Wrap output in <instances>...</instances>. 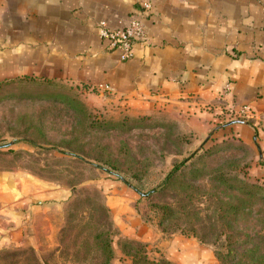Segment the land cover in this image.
Returning a JSON list of instances; mask_svg holds the SVG:
<instances>
[{"label":"crops","instance_id":"0c3cea01","mask_svg":"<svg viewBox=\"0 0 264 264\" xmlns=\"http://www.w3.org/2000/svg\"><path fill=\"white\" fill-rule=\"evenodd\" d=\"M131 16L145 23L148 40L123 61L98 27H121ZM25 80L77 93L62 101L80 105L85 122L99 113L101 129L127 118L171 119L201 136L222 112L228 119L249 106L244 118L228 119L227 131L254 153L250 172L264 181V0H0V86ZM99 84L112 92L94 90ZM103 176L94 183L105 186L120 236L175 264H220L196 237L165 235L145 222L133 183ZM40 185L27 187L21 169L0 171V249L28 243L43 203L70 195L67 188L41 193Z\"/></svg>","mask_w":264,"mask_h":264},{"label":"rangeland","instance_id":"374dc122","mask_svg":"<svg viewBox=\"0 0 264 264\" xmlns=\"http://www.w3.org/2000/svg\"><path fill=\"white\" fill-rule=\"evenodd\" d=\"M77 97L50 83L0 86V171L21 169L27 187L41 182V193L55 188L70 192L65 201L43 203L28 229V243L0 249V264H103L102 239L113 247L110 264L131 263L126 246L134 243L119 235L106 206L105 186L94 183L103 175L120 178L92 164L100 159L148 194L138 192V210L165 235L194 234L214 253H226L247 233L264 252V204L258 197L249 202L251 197L225 188L218 178L236 187L245 180L258 182L250 172L254 153L237 133L227 131L233 123L228 119L244 116L227 119L222 112L201 136L171 119L127 118L119 129L103 130L90 126L100 124L99 113L90 115L88 123L80 105L62 101ZM144 250L152 260L167 259L152 255L146 245Z\"/></svg>","mask_w":264,"mask_h":264},{"label":"trees","instance_id":"16d2710c","mask_svg":"<svg viewBox=\"0 0 264 264\" xmlns=\"http://www.w3.org/2000/svg\"><path fill=\"white\" fill-rule=\"evenodd\" d=\"M94 124L95 123L93 122L90 124V126L93 128L97 127V124H95V125ZM120 126L121 125H119V123H113V124H111L109 129H106L107 127H105V126L102 127V129L103 130H112V129H117ZM66 154H69L70 156H72V153H70V152L66 153ZM79 158H83V156L79 155ZM91 162H93V161H91ZM186 162H187V160H185L182 163V165H185ZM92 164H94L97 168H100L104 171L109 172L112 175L117 176L118 178L122 179L123 181H125L126 183L129 184V181L124 176L119 174L112 167H109V165H106L103 162V160L100 159V160H98V162H93ZM177 171H179V166L176 167L168 175L167 179L171 178V176L174 173H176ZM218 178H220V182L222 185L225 186V188H232V189L237 188L239 191L244 192V196L248 195L249 197H251L252 199L249 200V202H252L254 197H258L257 200H259V202L261 200L262 203L264 204V181L258 180V182H250L248 180H245L243 183L240 182L239 186L236 187V185H234L232 183L226 184V182L223 180V177L220 176ZM134 188H136V187H134ZM138 192L140 193L141 196H147L148 195L147 193L145 194V193H141L140 191H138ZM248 204H251V203H247V205ZM253 204H255V201L253 202ZM192 236L196 237L200 242L206 244V242L203 241V239L195 236L194 234ZM238 240H239L238 243H236L237 245L228 248L226 253L221 252V251L219 253L217 250L215 251V255L221 263L231 264L229 262L231 260H233L232 262H235L234 264H264V252H262L258 248V246L252 242L249 234H247V233L244 234V240L243 241H241L240 238H238ZM102 241H103V244H105L104 245L105 259H104L103 264H110L112 257H113V247H112L111 242L109 240L102 239ZM131 242H133L134 245L132 243H127V246H126V248H128L126 250V253L130 254L132 256V261L130 264H175L174 262H172L168 259L152 260L147 256V253L144 250L145 245L143 243L133 241V240Z\"/></svg>","mask_w":264,"mask_h":264},{"label":"built area","instance_id":"2783aa9c","mask_svg":"<svg viewBox=\"0 0 264 264\" xmlns=\"http://www.w3.org/2000/svg\"><path fill=\"white\" fill-rule=\"evenodd\" d=\"M146 11L152 7L151 2H144ZM98 34L102 40L106 41L107 49L118 50L121 60L128 61L133 58L135 46L146 44L148 40V30L145 23L137 16H131L121 27H111L106 22H101L98 27ZM102 92H112L109 84H99L94 86V90ZM250 110L249 106H242L236 115L244 116Z\"/></svg>","mask_w":264,"mask_h":264}]
</instances>
